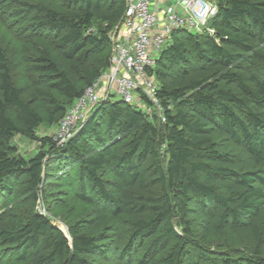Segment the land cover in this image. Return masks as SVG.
I'll return each instance as SVG.
<instances>
[{
  "label": "trees",
  "instance_id": "trees-1",
  "mask_svg": "<svg viewBox=\"0 0 264 264\" xmlns=\"http://www.w3.org/2000/svg\"><path fill=\"white\" fill-rule=\"evenodd\" d=\"M211 1L217 4L207 22L213 34L175 29L157 54L153 73L163 124L114 99L112 92L63 144L52 135L35 134V129L58 124L72 102L108 69L110 53L96 55L110 45L125 0L17 1L23 10L39 12L34 32L48 31L54 37L39 47L36 56L19 61L29 89L15 83L12 65L0 46V197L17 193L33 201L44 198L50 172L69 165L73 175L61 182L91 207L88 225H69L67 233L39 212L21 225L1 227L0 239L16 246L18 261L87 264V255L101 247L94 233H100L107 220L116 222L122 215H141L150 208L147 216L130 221L122 254L140 249L135 264H200L183 248L193 235L190 204L211 222L210 229L215 223L221 228L249 227L246 216L260 215L264 78L254 66L260 63L264 68V0ZM189 45L196 59L208 63L209 71L188 75ZM173 65L181 66L175 78L170 72ZM170 77L174 79L168 81ZM215 128L247 150L252 164L237 167L232 154L219 149ZM15 134L39 141L43 149L28 159L16 154ZM145 163L153 167L149 179ZM155 186L160 190L154 192ZM131 188L146 190L150 197L144 199ZM173 216L178 218V230ZM251 232L257 243L251 256L215 254L210 264H264L260 250L264 235L258 224ZM206 236L201 235L199 242ZM172 241L174 246L165 252Z\"/></svg>",
  "mask_w": 264,
  "mask_h": 264
},
{
  "label": "rangeland",
  "instance_id": "rangeland-1",
  "mask_svg": "<svg viewBox=\"0 0 264 264\" xmlns=\"http://www.w3.org/2000/svg\"><path fill=\"white\" fill-rule=\"evenodd\" d=\"M18 0H1L0 1V46L4 49L8 62L12 65L13 80L15 83L21 86H26L27 82L21 71V64L19 61H25L26 57H33L38 54L39 47L51 40L54 34L48 31L34 32L32 24L35 19L39 17L37 10H23L24 6L18 4ZM21 1V0H20ZM14 11L15 15H12L10 11ZM121 28V22L115 25V28L111 32V35L115 31H119ZM219 42L218 38H215ZM189 49V65L186 66L189 70L190 76H197L203 72H207L210 69L208 63L202 60L196 59L194 49L191 45ZM112 52V41L104 52L96 55L101 57L107 53ZM180 65H173L170 68L171 75L175 78L180 72ZM254 71L260 76V79L264 77L263 64L256 63ZM103 72L100 76H104ZM104 78V77H101ZM174 78H168V81ZM154 79L157 81L156 74ZM158 83V82H157ZM99 83V92L103 95L104 92ZM25 89H29L27 86ZM27 91V90H26ZM112 93V92H111ZM141 96V95H140ZM138 95V100H140ZM114 99H120L117 94L113 95ZM133 106L138 107L136 102L132 103ZM144 111V110H143ZM151 112L144 111L148 117H154L157 124L161 125L162 121L155 108H150ZM160 112V111H159ZM41 115L44 120L47 116L41 111ZM57 124L50 126L40 124L35 129L37 135H53ZM214 139L217 141L218 147L221 150L228 151L234 157L237 167H247L252 164L251 154L245 150L242 146L233 144L226 133L220 129L215 128L213 133ZM12 144L16 147V154L22 155L25 158H30L35 155L42 148L39 141L29 139L22 135H14L12 138ZM162 164H165L166 155L163 145L160 147ZM146 178L154 176L153 167L148 166L147 163L142 165ZM264 169V165L262 166ZM69 165L63 166L58 170L53 169L50 173L51 179L47 180L44 185L46 196L39 198L35 201L20 194H14L12 196L0 197V228L9 226L10 224L21 225L30 215L34 212H39L45 215L61 230L67 233V227L72 224H78L80 228H85L90 220L91 207L84 201L78 199L74 195V191L63 182L67 180V177L73 175V170ZM15 187V185L12 183ZM154 192L159 191L158 186L152 187ZM131 191L137 194H141L144 199L150 197L146 190H138L137 188H131ZM149 199V198H148ZM189 218L194 221L191 239H187L183 248L187 250L188 257L192 260H199L200 264H210L211 259L215 257H222L223 255L232 256H251L256 248V240L254 239L251 228L258 224L260 227V233L264 235V206L261 208L260 215L258 217H248L250 226L245 227L239 225L234 229L228 227L221 228L216 223L213 224L214 228L210 229L211 222L201 215L198 211L194 210L193 205L190 204ZM148 208L141 215L125 214L122 215L118 221L113 222L107 220L102 226L100 233L95 232L97 235V243L101 245L98 251L91 252L87 255V264H135V260L140 255V249L131 251L128 255H123L122 250L124 248L127 229L130 221L136 219L138 216H147L150 212ZM172 222L175 229H179L177 216L172 217ZM207 234L205 240L200 243L199 237L203 234ZM174 246V241L170 243L165 252ZM261 255L264 257V242L260 244ZM18 249L16 246H7L3 244L0 239V264H23L16 259ZM54 264H60L56 261Z\"/></svg>",
  "mask_w": 264,
  "mask_h": 264
},
{
  "label": "built area",
  "instance_id": "built-area-1",
  "mask_svg": "<svg viewBox=\"0 0 264 264\" xmlns=\"http://www.w3.org/2000/svg\"><path fill=\"white\" fill-rule=\"evenodd\" d=\"M151 3L152 0H125L121 28L110 34L109 67L104 76L87 86L67 108L52 135L57 144L66 142L78 123L112 91L124 102H136L144 111L151 112L150 108H155L164 121L157 97L159 86L153 73L157 54L175 29L213 34L214 30L207 26V22L217 12V4L211 0H177L172 10L159 17ZM102 79L103 95L98 88ZM138 95H141L140 100Z\"/></svg>",
  "mask_w": 264,
  "mask_h": 264
},
{
  "label": "crops",
  "instance_id": "crops-1",
  "mask_svg": "<svg viewBox=\"0 0 264 264\" xmlns=\"http://www.w3.org/2000/svg\"><path fill=\"white\" fill-rule=\"evenodd\" d=\"M152 9L157 12L159 17H162L166 12L172 10L176 4L177 0H152ZM101 87H103V79L101 80ZM113 92V91H112Z\"/></svg>",
  "mask_w": 264,
  "mask_h": 264
}]
</instances>
